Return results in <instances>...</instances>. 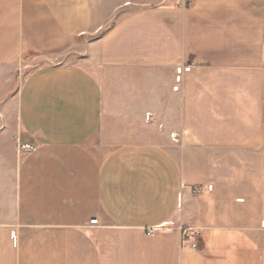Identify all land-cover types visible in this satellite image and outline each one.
Returning <instances> with one entry per match:
<instances>
[{"label": "crops", "instance_id": "crops-1", "mask_svg": "<svg viewBox=\"0 0 264 264\" xmlns=\"http://www.w3.org/2000/svg\"><path fill=\"white\" fill-rule=\"evenodd\" d=\"M0 264H264V0H0Z\"/></svg>", "mask_w": 264, "mask_h": 264}, {"label": "built area", "instance_id": "built-area-1", "mask_svg": "<svg viewBox=\"0 0 264 264\" xmlns=\"http://www.w3.org/2000/svg\"><path fill=\"white\" fill-rule=\"evenodd\" d=\"M89 225H98V219L97 218L90 219ZM153 232H154L153 229H150L148 231V234H153ZM188 239H190V237Z\"/></svg>", "mask_w": 264, "mask_h": 264}, {"label": "rangeland", "instance_id": "rangeland-1", "mask_svg": "<svg viewBox=\"0 0 264 264\" xmlns=\"http://www.w3.org/2000/svg\"><path fill=\"white\" fill-rule=\"evenodd\" d=\"M23 76H24V73H23V71H22V72H20V71H19V69H18V72H17V80H18V82H20V81H21V79L23 78Z\"/></svg>", "mask_w": 264, "mask_h": 264}]
</instances>
